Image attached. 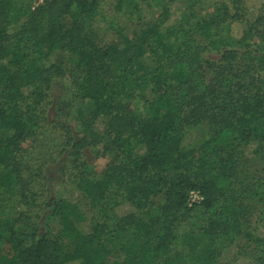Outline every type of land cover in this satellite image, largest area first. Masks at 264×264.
I'll return each instance as SVG.
<instances>
[{"label": "trees", "instance_id": "obj_1", "mask_svg": "<svg viewBox=\"0 0 264 264\" xmlns=\"http://www.w3.org/2000/svg\"><path fill=\"white\" fill-rule=\"evenodd\" d=\"M104 1L0 0V264H222L230 247L242 264H264V231L229 199L241 157L264 153V21L236 44L231 25L246 0H192L213 14L187 8L174 27L151 24L134 38L113 28L107 38L87 33ZM146 1L114 0V9ZM148 53L153 67L141 61ZM68 70L92 108L74 114L63 101L47 122ZM49 134L54 151L31 146ZM88 151L110 155L102 170ZM50 163L95 213L81 230L71 202L49 195ZM190 191L202 201L188 206ZM122 204L134 213L115 217ZM195 215L198 225L176 242ZM42 217L58 224L56 237L39 233ZM127 237L143 242L128 247Z\"/></svg>", "mask_w": 264, "mask_h": 264}, {"label": "rangeland", "instance_id": "obj_2", "mask_svg": "<svg viewBox=\"0 0 264 264\" xmlns=\"http://www.w3.org/2000/svg\"><path fill=\"white\" fill-rule=\"evenodd\" d=\"M114 0H105L97 15L92 19L87 26V33L90 28L99 29L107 38L113 35V28L121 29L122 33L129 38H134L148 25L158 24L161 28L174 27L187 14V8H191V12L197 17H209L214 12V6L210 3H192V0H147L146 2H126L122 5L119 11L114 9ZM247 7L244 12L243 20L235 22L231 25V36L237 40L242 36V32L249 28L251 24L261 19L264 21V0H246ZM36 3L31 0V8H35ZM66 21V19H65ZM234 43V44H235ZM237 44V43H236ZM241 45H237L239 47ZM211 59V57H210ZM142 63L148 67H153L156 64V58L150 53L142 58ZM72 73L68 70L64 78L54 86L52 93V106L46 112L47 122L52 123L57 119L56 108L57 104L65 102L71 105L72 111L75 114L77 110L84 113L92 108V105L85 99L81 98L73 89ZM60 100V102H59ZM106 118H99L94 124L93 130L103 136L105 131ZM48 130V128H47ZM194 136V134H192ZM39 138V137H38ZM34 145L42 152L49 154L54 151V146L58 142V138L54 135L40 136ZM26 150V155L28 150ZM110 158L107 155L105 158H95L91 151L86 152V159L96 171L102 170ZM57 163H50L45 167V175L50 177L49 189L50 197L67 199L71 202V224L76 230L83 229L84 223L90 221L95 215L90 208L87 199L76 192L69 184L66 178H63L57 172ZM229 199L234 204L241 205L245 211L244 219L251 227H256L264 231V153L263 154H246L241 157L237 165V173L231 182ZM160 199L156 200L158 204ZM134 213V210L129 204H122L113 212L115 217H122ZM39 233L47 234L50 237H56L59 227L54 221L47 222L42 217ZM199 223L197 216H192L187 223L181 224L176 231V242L183 240L184 235L194 229ZM148 239H146L147 241ZM145 241V239H144ZM143 242V239L127 237L125 243L128 247H138ZM236 249L230 247L223 253L220 262L222 264H242L244 261L236 260Z\"/></svg>", "mask_w": 264, "mask_h": 264}, {"label": "built area", "instance_id": "obj_3", "mask_svg": "<svg viewBox=\"0 0 264 264\" xmlns=\"http://www.w3.org/2000/svg\"><path fill=\"white\" fill-rule=\"evenodd\" d=\"M44 0H34L36 3V6L41 5ZM202 201V197L199 195L198 192L195 191H190L188 193V200H187V205L192 206L194 204H198Z\"/></svg>", "mask_w": 264, "mask_h": 264}]
</instances>
